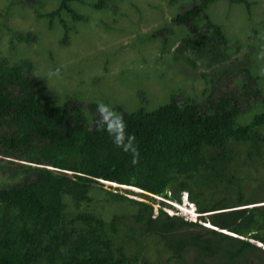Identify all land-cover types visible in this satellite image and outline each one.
<instances>
[{"label": "trees", "instance_id": "trees-1", "mask_svg": "<svg viewBox=\"0 0 264 264\" xmlns=\"http://www.w3.org/2000/svg\"><path fill=\"white\" fill-rule=\"evenodd\" d=\"M173 1L56 0L50 9L47 0H8L7 11L19 5L49 25L84 23L87 6L122 11L141 34L128 59L154 56V68L167 71L165 83L150 78L158 89L139 108L108 105L125 121L134 155L98 126L107 104L72 94L77 82L50 87L30 58L0 51V264H264V6L253 7L261 36L244 42L231 21L209 15L215 0ZM228 2L244 5L247 19H233L249 27L251 1ZM146 5L157 10L149 19ZM97 26L93 60L91 51L115 37ZM6 29L10 51L14 37L38 38ZM179 63L202 70L179 73ZM183 191L211 227L168 213L166 200L180 202Z\"/></svg>", "mask_w": 264, "mask_h": 264}, {"label": "rangeland", "instance_id": "rangeland-1", "mask_svg": "<svg viewBox=\"0 0 264 264\" xmlns=\"http://www.w3.org/2000/svg\"><path fill=\"white\" fill-rule=\"evenodd\" d=\"M156 1L159 0H153L152 4ZM164 1L165 0H162L163 3ZM180 1L188 0H174L173 2L177 4ZM249 1L252 3L251 20H247L249 27L245 26L241 21L235 22L234 20H239L242 17L247 19L246 10L243 4L229 3L228 0H215L209 6L208 13L213 20L220 24L225 21L229 23L228 20L231 21L234 25V30L240 34L242 41L246 42V40L248 41L249 39L253 40L252 38H255L254 34H260V31L255 28V25L252 23L254 14L253 7H257V3L259 4L258 8L263 7L264 0ZM57 3L56 0H47L46 2L47 7L50 9ZM7 5L8 0H0V51L2 56L10 53L13 60H16L18 57L30 58L34 63L37 74H43L45 77L47 74V82L50 87L56 84L60 78H63L71 84L77 82L80 87L72 94L82 95V93H85L92 96L93 99H96L98 102H103L107 105H124L125 108L131 111L139 108L148 101L149 96H153L150 94V92H152L151 89H158L156 88L158 86L154 85V82H151V84L155 87L150 84L151 77L157 82L165 83V77L160 76V74H165L167 68H154V61L157 59L154 58V56L151 60H147L146 57L128 59L133 53L131 45H134L135 41L141 39V34H139L134 23L130 20L121 18L122 11L115 10L114 8L107 11L103 8L96 9L92 6H87L86 19L84 20L85 24L79 22L76 24L64 22L63 24L62 22H58L57 18H54L53 22H50L49 25L48 20L41 18L37 19L31 14H29V18L25 17L23 12L19 11L20 9L18 7L20 6L18 4V7L11 8L9 11L6 10ZM137 5L141 8L145 6L143 2ZM81 7L83 9V6ZM155 11L157 10L154 6L146 5V11L143 12L145 13V19H149V14L155 15ZM3 24L6 25L5 29L2 28ZM7 25L12 27L13 30H23L26 32L34 31L38 38L36 37L34 42L26 44L25 42H16V37H14L11 42L13 41L12 43L17 46V49H11L12 51H10L8 49L10 43L7 42L8 35L5 31L7 30ZM93 25H99L97 27L102 36L108 33H111L112 36L115 35L114 38L110 39L111 37L109 36L110 40L106 39L104 42L100 43V48L103 49V52L97 50L91 51L96 55L94 60L93 56H91L92 54L89 55V49L92 47L91 41L96 34ZM150 26L151 24H147L142 28L143 31L147 30V32H149L152 28ZM180 28L181 27H178L176 30H179ZM65 29H68L70 37L65 38ZM73 31L78 32L79 35H76L77 33H74L73 35ZM63 39L65 42L70 40V43H63ZM152 45L156 47L157 43L152 42ZM37 48L40 49V51H38ZM83 49L88 50L84 52ZM262 54H264V52ZM159 63L161 64V62ZM180 65L181 64L179 63L178 66L180 67ZM103 66L108 69L105 74H103L105 71ZM181 66L182 68H179V73L182 71L183 74H191L194 77H198V71L202 70L201 66L197 69H188V67H184L183 64ZM257 66H260L259 70L262 74L264 84V55L259 58ZM54 67L58 68V70H52ZM226 70L229 71V67H226ZM61 71L62 73H57L56 75L52 74ZM68 72H70V77L72 79L66 77L65 73ZM95 73L103 74V76L97 75L98 80L94 83L90 82V85H87L86 80L88 79V76L89 80H91ZM109 75L114 77L112 82H109ZM61 83H64V81ZM88 87H91V89H88ZM64 89L68 90V88ZM194 89L195 88L190 92L192 93ZM47 90L50 89L47 88ZM154 93H159V91L155 90ZM262 173L263 172L259 170L256 175L261 177ZM111 184H113L112 186L117 185L114 183ZM105 185H108V183H105ZM119 186L121 190L117 191H121L125 194H127L124 191L125 188H129L131 191H138L135 188L125 185ZM129 195L137 197L133 193ZM182 196L185 197V194L182 193L181 197ZM180 205L182 209L180 214L184 215L183 218L194 220L196 213L192 212V208L187 206L186 201L182 200ZM156 207L157 205L155 204L154 208L156 209ZM186 211H190L192 216H189Z\"/></svg>", "mask_w": 264, "mask_h": 264}, {"label": "clouds", "instance_id": "clouds-1", "mask_svg": "<svg viewBox=\"0 0 264 264\" xmlns=\"http://www.w3.org/2000/svg\"><path fill=\"white\" fill-rule=\"evenodd\" d=\"M99 119H98V126L101 127L105 132L108 133V135L110 136V138L112 139V142L119 148H121L124 151H129V150H133V154L134 155H138V153H136L134 151V145L131 142H126L127 141V136H126V124L125 121L123 120V118L116 113L115 111H113L108 105H104L101 104L99 106ZM119 128V135H117L116 133V129ZM133 162H135V160H133ZM134 188V187H132ZM138 189V188H137ZM139 191V190H138ZM182 193L185 194V197H180V202H176V201H171V200H166V202L168 204H170L172 206V208L166 207L165 209L168 211L169 214H175V215H179V216H184L181 213V205L180 203L182 202V200L186 201V204L189 208H192V212H195L196 215L194 216L195 219L191 220V221H196V222H200L201 224L211 227L210 223H205L199 220V214L198 211L196 210V206L194 204V202H192L187 195L186 191H183ZM181 193V194H182ZM187 214H189V216H192L190 211H186ZM190 220V219H187ZM213 228H215L214 226H212ZM223 232H225L226 230H221ZM225 233H229L232 234L231 232H225ZM233 235V234H232ZM256 244L258 245H262L259 242H256ZM263 247V245H262Z\"/></svg>", "mask_w": 264, "mask_h": 264}, {"label": "bare ground", "instance_id": "bare-ground-1", "mask_svg": "<svg viewBox=\"0 0 264 264\" xmlns=\"http://www.w3.org/2000/svg\"><path fill=\"white\" fill-rule=\"evenodd\" d=\"M225 232H227V231H225Z\"/></svg>", "mask_w": 264, "mask_h": 264}]
</instances>
